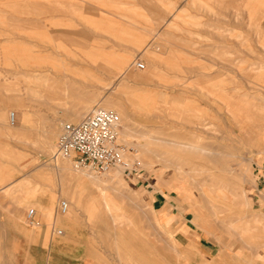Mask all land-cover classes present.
Masks as SVG:
<instances>
[{
	"label": "crops",
	"instance_id": "obj_1",
	"mask_svg": "<svg viewBox=\"0 0 264 264\" xmlns=\"http://www.w3.org/2000/svg\"><path fill=\"white\" fill-rule=\"evenodd\" d=\"M138 57L145 69L130 72ZM136 76L171 80L179 87L188 80L196 118L222 133V140L229 138L236 118L233 130L243 132L249 144L241 157L253 156L255 185L244 193L252 206L247 223L253 234L244 231V239L239 234L237 240H216L206 222L186 220L183 226V217L196 209H189L193 201L187 205L176 192L167 198L164 191H147L153 210L169 224L162 228L175 234L174 248L185 239L189 264H264V101L257 98L264 95V0H0V80H30L31 85L19 98L21 128L24 114L35 126L78 123L101 99L102 80ZM62 80L70 86L69 100L56 97L55 86L50 87ZM247 94H253L252 102ZM34 178L20 187L23 195L34 193V200L16 211L11 201L0 204L6 228H22L26 207H46L37 200ZM0 244V259L6 260V240ZM34 256L18 252L17 260Z\"/></svg>",
	"mask_w": 264,
	"mask_h": 264
},
{
	"label": "rangeland",
	"instance_id": "obj_2",
	"mask_svg": "<svg viewBox=\"0 0 264 264\" xmlns=\"http://www.w3.org/2000/svg\"><path fill=\"white\" fill-rule=\"evenodd\" d=\"M133 63L129 70L134 73ZM136 77L102 80L101 99L95 102L96 107L113 110L121 118L119 144L126 147V159L136 169L130 178L122 169L98 175L77 171L67 160L54 161L62 126L69 122L35 126L24 114L26 129L19 122L12 127L9 115L14 112L18 116L19 98L30 92V80H0V204L11 201L16 211L19 204L34 200V193L27 195V190L23 195L20 187L35 177L37 200L46 206L26 207L22 228H6L0 217V242L6 240V260L0 259V264H189L184 254L185 239L174 248L175 234L162 228L169 224L153 210L152 194L147 191H164L167 198L177 193L187 205L193 201L189 209H196L183 217V226L186 220L206 222L216 240L221 236L237 240L239 234L244 239L248 237H244L246 230L253 234L252 223H247L252 222V206L244 193L255 185L254 161L252 154L249 161L241 157L249 144L243 141V132L233 130L238 126L236 118H231L235 125L231 124L229 138L222 140V133L196 118L188 80L178 82L179 87L171 80ZM66 82L50 87L55 86L56 97L69 100ZM253 97L247 94L251 102ZM257 98L264 101V95ZM262 114L264 119V108ZM207 144L212 148H206ZM84 173L99 177L103 183L94 184ZM101 188L110 197L116 218L104 210ZM62 200L73 203L66 216L58 213ZM31 209L38 213L32 222L27 217ZM247 224L250 229H245ZM59 230L64 234L58 236ZM19 239L21 245L17 244ZM18 252H31L35 260L18 261ZM2 253L0 244V257Z\"/></svg>",
	"mask_w": 264,
	"mask_h": 264
},
{
	"label": "built area",
	"instance_id": "obj_3",
	"mask_svg": "<svg viewBox=\"0 0 264 264\" xmlns=\"http://www.w3.org/2000/svg\"><path fill=\"white\" fill-rule=\"evenodd\" d=\"M133 67L143 70L145 64L137 59ZM9 121L11 126L17 125V115L14 112L9 115ZM120 131L121 118L117 112L95 107L80 122L62 126L52 159L71 161L77 171L104 175L115 169H122L127 177H131L136 169L126 159V147L119 144ZM69 212V203L62 200L59 215L66 216ZM36 215L34 209L29 210L28 221L32 222ZM63 234V231H57L58 236Z\"/></svg>",
	"mask_w": 264,
	"mask_h": 264
},
{
	"label": "bare ground",
	"instance_id": "obj_4",
	"mask_svg": "<svg viewBox=\"0 0 264 264\" xmlns=\"http://www.w3.org/2000/svg\"><path fill=\"white\" fill-rule=\"evenodd\" d=\"M51 88H54V87H51ZM247 119H248V117H247ZM251 119V118H250ZM252 120V119H251ZM2 121V120H1ZM4 121V120H3ZM9 123H10V121H9ZM11 125V124H10ZM12 127H15V126H12ZM263 130H264V128H263ZM185 148H187V149H191V150H193L194 148L193 147H191V146H184ZM194 150H196V149H194ZM197 151V150H196ZM203 152V151H202ZM70 163H72L71 161H69ZM84 174H86V175H89V179H90V181L91 182H93L94 184H101V183H103V181L101 180V179H99V177H96V176H94V175H90V174H88V173H84ZM100 190V199H101V201H102V203H103V206H104V210L108 213V215H110L112 218L114 217V218H116L115 217V214H114V209H113V207H112V205H111V201H110V197L108 196V195H106V193H104V189L103 188H101V189H99ZM69 205H71L72 207H73V203L69 200ZM46 217L49 219L50 218V214L48 213L47 215H46Z\"/></svg>",
	"mask_w": 264,
	"mask_h": 264
}]
</instances>
